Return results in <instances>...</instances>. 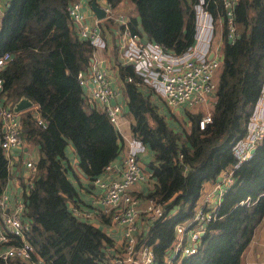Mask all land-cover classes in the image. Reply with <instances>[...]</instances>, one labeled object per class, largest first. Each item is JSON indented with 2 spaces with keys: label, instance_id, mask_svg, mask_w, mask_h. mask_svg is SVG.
<instances>
[{
  "label": "trees",
  "instance_id": "16d2710c",
  "mask_svg": "<svg viewBox=\"0 0 264 264\" xmlns=\"http://www.w3.org/2000/svg\"><path fill=\"white\" fill-rule=\"evenodd\" d=\"M72 1L0 0V56H11L0 69L1 94L10 107L21 98L37 107V116L32 110L20 116L25 142L37 148L31 187L22 195L33 258L46 264H99L110 257L107 248L113 241L68 209L67 201L76 190L64 165L65 149L72 145L78 175L92 182L118 155L121 137L79 86L77 73L89 67L94 48L79 37L66 12ZM105 1L113 9L130 3L140 22L139 30L129 14L130 30L172 53L184 52L193 42L190 5L199 0H183L184 10L182 0ZM208 2L215 16L218 0ZM105 24H113L112 19H105ZM234 24L237 36L232 43L222 25V60L211 122L204 129L197 125L202 112L188 113V131L172 129L156 105L159 96L140 82L132 65L119 67L131 136L154 154L149 168L155 183L146 198L164 207V215L137 236L139 244L153 247L154 264H165L174 226L192 217L203 184L237 164L232 147L246 134L264 80V0H237ZM232 176L198 251L173 264H240L264 217V138ZM8 177V161L0 147V194ZM102 220L108 224L111 218Z\"/></svg>",
  "mask_w": 264,
  "mask_h": 264
},
{
  "label": "built area",
  "instance_id": "2783aa9c",
  "mask_svg": "<svg viewBox=\"0 0 264 264\" xmlns=\"http://www.w3.org/2000/svg\"><path fill=\"white\" fill-rule=\"evenodd\" d=\"M209 0H199L191 4L194 13L195 33L192 44L182 53L175 54L162 44L144 39L130 30L128 19L114 12L107 3L103 8L107 18L112 19L125 42L118 45V52L124 64H130L140 82L159 96L167 107H193L212 100L216 88V76L220 68L221 46L215 42V31L222 34V25L226 26V37L231 43L237 36L234 24V10L237 0H218L220 11L213 16L209 11ZM88 0H73L66 6V12L72 22L77 24V33L87 40L93 48H105L97 24L90 26L84 22L82 5ZM212 53L211 58L209 54ZM11 59L9 53L0 56V69ZM81 88H85L87 99L98 104L109 121L119 133L121 127L122 108L119 103H112L116 90L111 86L105 69L90 64L84 71L77 73ZM126 81H131L127 78ZM0 78V147L8 159L10 151L25 145L20 119L13 107L4 103ZM211 122L209 112L198 121L199 129H204ZM41 123V121H39ZM264 138V80L259 96L249 117L246 134L232 147L237 164L227 167L222 178L215 182L213 191L204 195L202 204L192 217L177 223L173 230V241L164 255L165 264L182 257L193 255L198 251L205 227L215 217V210L226 189L233 183V170L241 162L247 160L252 150ZM126 150L120 165L118 179H104L105 173L111 171L110 164L102 175L95 178V183L103 189L99 202L103 213L110 216L111 222L121 229L122 247L114 255L99 264H154L155 254L151 245L138 242L137 219L142 215L149 222H154L164 215V207L152 199H147L140 207L139 200L131 194L133 186L143 180L139 165V155L147 147L138 139L125 138ZM25 167L29 170L27 190L31 187L35 173V162L27 160ZM25 205L17 201L9 210V198L4 191L0 194V262L4 264H46L39 257L33 258V247L26 234L30 229L24 220ZM71 213L81 219H88L90 212L82 207L69 208Z\"/></svg>",
  "mask_w": 264,
  "mask_h": 264
},
{
  "label": "crops",
  "instance_id": "0c3cea01",
  "mask_svg": "<svg viewBox=\"0 0 264 264\" xmlns=\"http://www.w3.org/2000/svg\"><path fill=\"white\" fill-rule=\"evenodd\" d=\"M91 2H94L95 5L100 6L101 8H104L107 2L105 0H88L87 3L82 5L81 11L84 16V22L86 24L90 26L97 24V27L101 30V36L106 44L105 48H94L91 57V64H95L96 66L98 65L99 67L106 70L110 80V84L117 92L116 96L111 100V102L119 103L122 108L121 127L119 132V135L121 137V149L115 159L110 162L111 171L109 173H105V175L103 176V178L106 180L110 178L118 179L120 177L121 161L126 150V142L124 141V139L132 137L130 129L131 119L127 115L126 99L123 94V82L119 75V67L124 63L120 58L118 45L125 42V39L120 35L119 29L117 28V25L113 20V24H105V19H107L106 15L105 19H96V16L91 9ZM110 8L114 12L124 15L127 19L129 18V14L130 16L133 15V17L136 18V24L138 26V29L140 30V22L138 16L134 13L133 6L130 3H125L119 8L113 9L111 6ZM2 16L3 8H1L0 11V20ZM139 32L142 33L141 31ZM143 37L144 39H146L145 36ZM221 39L222 34H220L219 29H217L215 31V42L220 46L222 45ZM82 91L85 98L87 99L88 96L85 88H82ZM156 100V105L158 107L161 108L162 106L165 111H168V120L166 119V121L168 125L174 130H180L184 127L183 129L188 131L190 128L188 113L195 114L201 112L202 110H205H200L198 108L199 105L202 104L193 107L183 106L181 108H171L167 107L160 97L156 98ZM87 102H89L90 105L93 104L95 107L99 108L98 104L96 102H93L89 98L87 99ZM208 102L212 103L213 106V98ZM189 108L195 109L193 110V112H191L189 111ZM211 109L207 112L210 113ZM30 110H32L36 116L38 115L37 107L35 105H32L31 108L17 113L19 119L22 114ZM180 113L184 116L178 117ZM153 156V152L147 147L146 151H144L138 157L141 172L143 174V180L132 187L131 194L139 200L140 207L144 206L148 199L146 198L147 193L154 187L155 179L152 177V172L149 168V163L153 161ZM65 157L66 159L64 160V165L67 168V176L73 183L76 190V196L67 201L68 209L72 207H82L90 212L91 215L84 221L90 223L94 227L99 228L106 234L108 238L113 241V244L107 248V252L110 256L116 254L122 247L121 229L114 225L111 220L108 224L104 223V220H102L108 219L110 217L108 214L103 213L101 210V208L103 209V206L99 202V199L103 195V189L95 183L87 180L85 176L81 174L78 175L77 157L71 144L67 145L65 149ZM36 159L37 148L33 144L25 142V145L22 148L10 151V156L7 159L9 177L4 188V192L7 193L9 198V210L17 201L22 200L23 193L28 191L27 182L29 170L25 167V162L27 160H33V162H36ZM222 175L223 172L219 174L215 181H208L203 184L194 209H197L201 206L204 195L213 191L215 182L220 180L222 178ZM136 224L139 231V233H137L138 236L142 234L144 235L147 232L151 222L140 215L137 219ZM240 264H264V217L260 225L257 227L255 233L253 234V237L249 242L247 248L245 249Z\"/></svg>",
  "mask_w": 264,
  "mask_h": 264
},
{
  "label": "water",
  "instance_id": "95a60500",
  "mask_svg": "<svg viewBox=\"0 0 264 264\" xmlns=\"http://www.w3.org/2000/svg\"><path fill=\"white\" fill-rule=\"evenodd\" d=\"M91 9L94 15L96 16L97 20L105 19V10L101 8L100 6L95 5L94 2H91ZM74 26L76 27V24L74 23ZM212 53L209 54V58H211ZM214 97V95H213ZM32 102L26 98H21L13 107V111L15 113L21 112L23 110L29 109L32 106ZM254 150H252V153Z\"/></svg>",
  "mask_w": 264,
  "mask_h": 264
},
{
  "label": "rangeland",
  "instance_id": "374dc122",
  "mask_svg": "<svg viewBox=\"0 0 264 264\" xmlns=\"http://www.w3.org/2000/svg\"><path fill=\"white\" fill-rule=\"evenodd\" d=\"M181 5H182V7H183V10L185 9V2L182 0L181 1ZM181 107H183V106H180L179 108H181ZM200 110H202V109H205V110H202L201 112H202V114L204 115L208 110H210L211 108H212V103H209V102H207V103H205V104H202V105H199V107H198ZM197 108V109H198ZM195 109V108H194ZM194 109H191V108H189V111H191V112H193V110ZM160 110H161V112L163 113V114H165V117H166V119L168 120V111L166 110L165 111V109H163V107L161 106V108H160ZM181 116H184V115H182L181 113L178 115V117H181ZM184 124V123H183ZM184 128V127H183Z\"/></svg>",
  "mask_w": 264,
  "mask_h": 264
},
{
  "label": "clouds",
  "instance_id": "9594fccd",
  "mask_svg": "<svg viewBox=\"0 0 264 264\" xmlns=\"http://www.w3.org/2000/svg\"><path fill=\"white\" fill-rule=\"evenodd\" d=\"M76 24V23H75ZM73 25H74V22H73ZM76 28H77V24H76Z\"/></svg>",
  "mask_w": 264,
  "mask_h": 264
}]
</instances>
